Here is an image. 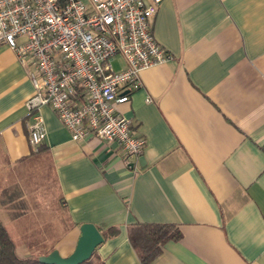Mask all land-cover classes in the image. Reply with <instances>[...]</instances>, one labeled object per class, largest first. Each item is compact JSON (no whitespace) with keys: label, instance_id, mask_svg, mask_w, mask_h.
Masks as SVG:
<instances>
[{"label":"crops","instance_id":"1","mask_svg":"<svg viewBox=\"0 0 264 264\" xmlns=\"http://www.w3.org/2000/svg\"><path fill=\"white\" fill-rule=\"evenodd\" d=\"M152 32L172 58L143 71L119 107L146 141L138 158L116 142H74L49 106L33 150L29 67L0 43V221L20 258L68 257L91 223L118 231L95 251L102 262L143 264L129 227L157 224L183 237L150 264H264V0H164ZM47 168L55 211L41 192ZM16 221L52 237L50 251L18 246L8 226Z\"/></svg>","mask_w":264,"mask_h":264},{"label":"built area","instance_id":"2","mask_svg":"<svg viewBox=\"0 0 264 264\" xmlns=\"http://www.w3.org/2000/svg\"><path fill=\"white\" fill-rule=\"evenodd\" d=\"M163 1L0 0V43L28 65L34 86L27 101L33 150L45 140L41 109L49 106L74 142H116L129 156L142 155L146 141L119 107L142 86L143 71L172 58L152 32Z\"/></svg>","mask_w":264,"mask_h":264},{"label":"trees","instance_id":"3","mask_svg":"<svg viewBox=\"0 0 264 264\" xmlns=\"http://www.w3.org/2000/svg\"><path fill=\"white\" fill-rule=\"evenodd\" d=\"M102 234V233H101ZM118 234L117 229H110L103 237H113ZM183 237L181 230L174 225L136 224L129 227V239L137 251L143 264H150L163 251L170 241H180ZM39 255L20 258L16 254L15 243L8 230L0 221V264H41ZM83 264H105L96 252L92 258Z\"/></svg>","mask_w":264,"mask_h":264},{"label":"water","instance_id":"4","mask_svg":"<svg viewBox=\"0 0 264 264\" xmlns=\"http://www.w3.org/2000/svg\"><path fill=\"white\" fill-rule=\"evenodd\" d=\"M81 236L74 252L63 257L58 250L52 251L46 256H41V264H83L90 260L99 246L105 242V238L94 224L86 223L80 227Z\"/></svg>","mask_w":264,"mask_h":264},{"label":"rangeland","instance_id":"5","mask_svg":"<svg viewBox=\"0 0 264 264\" xmlns=\"http://www.w3.org/2000/svg\"><path fill=\"white\" fill-rule=\"evenodd\" d=\"M113 65H114L115 70H120L124 67V61L120 57H117V59L113 62ZM42 180H43L44 184L46 182H49V184H48L49 186L45 187L41 192H43L45 195L50 196V206L53 209V211H55L56 210V199H55V197L57 194V188H56V185H55V182L53 179L52 171L50 169L47 168L44 170ZM37 182H38V184L41 182V180L39 179V175L37 178ZM17 222L18 221L13 223V225H8V226H9V230L11 232V235L13 236V238L16 241L18 246H20L22 244V245H26L27 247H29V246L36 247L34 250L29 251V255L38 254V253H45L46 254L50 251L48 249L49 248L48 242L52 237H50V239L47 240V239H45L41 236H38V235L25 234V233H23L24 228L22 229L20 226V222H18V224H17ZM35 237L37 239H35ZM17 253H18V255L23 256L22 250H20V249L17 250Z\"/></svg>","mask_w":264,"mask_h":264}]
</instances>
